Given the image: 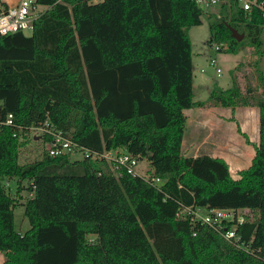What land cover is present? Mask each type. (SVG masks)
<instances>
[{
    "label": "trees",
    "instance_id": "trees-1",
    "mask_svg": "<svg viewBox=\"0 0 264 264\" xmlns=\"http://www.w3.org/2000/svg\"><path fill=\"white\" fill-rule=\"evenodd\" d=\"M35 2L45 10L33 29L0 37L1 115L11 113L24 131L48 120L90 151L146 159V172L163 182L157 188L124 171L115 177L100 157L44 153L19 164L20 130L1 126L3 264H264V85L253 94L233 80L226 88L215 83L206 99H193L188 29L202 22L194 0ZM207 19L209 44L224 43L232 53L250 45L261 54L260 10L231 0ZM230 27L243 33L240 41ZM206 104L259 108L258 144L237 180L206 179L181 151L183 110ZM6 177L16 182L12 192ZM23 180L29 227L21 232L14 207ZM251 192L252 210L236 228L240 246L190 215L176 216L216 193L228 198L213 206L247 205Z\"/></svg>",
    "mask_w": 264,
    "mask_h": 264
},
{
    "label": "built area",
    "instance_id": "built-area-1",
    "mask_svg": "<svg viewBox=\"0 0 264 264\" xmlns=\"http://www.w3.org/2000/svg\"><path fill=\"white\" fill-rule=\"evenodd\" d=\"M231 0H194L196 6L201 11L213 7H220L222 4L228 3ZM244 11H251L256 8L264 15V2L258 0H233ZM45 10V7L39 5L35 0H16L15 2H9V0H0V37L17 31H31L34 26L35 20ZM213 49L220 50L226 48V44L215 42L212 43ZM211 62L214 59L211 58ZM216 71L220 69L217 67ZM1 110V102H0ZM13 126L19 128L13 122V116L11 113L6 114L4 117L0 111V127ZM38 130L40 132L41 140L46 144L45 153L50 156H67L68 160L83 159L84 157L103 158L112 174L115 177L121 175L124 171L132 176H141L149 182L152 186L160 187L163 182L159 177L150 176L144 170H139V160L127 153L120 152L118 149H108L102 152L90 151L89 149L81 146L71 140L62 130L58 129L45 120L38 125H32L26 130ZM74 154H79L78 157H72ZM6 187H9L10 180L7 177L4 179ZM201 207L195 204L184 205L177 213L176 216H180L182 213L190 215L191 219L205 224L211 229L219 233L224 239L240 246L239 235L236 233V228L244 221V213L235 207H217L206 205ZM226 223H230L227 225Z\"/></svg>",
    "mask_w": 264,
    "mask_h": 264
},
{
    "label": "rangeland",
    "instance_id": "rangeland-1",
    "mask_svg": "<svg viewBox=\"0 0 264 264\" xmlns=\"http://www.w3.org/2000/svg\"><path fill=\"white\" fill-rule=\"evenodd\" d=\"M15 1L16 0H9V2ZM218 9V6L213 7L208 11L203 9L201 14V24L191 26L188 29V35L191 43L193 99H206L209 88L213 85V81L218 82L223 87H228L231 85L233 80L236 81L242 92H245V90L249 88L253 94H260L262 85H264V31L262 34L263 50L261 51V54H259L258 50L254 49L250 45H247L237 53L228 52L224 50L225 48L222 50H215L213 49L212 44H209L208 42L210 31L207 15L210 12H217ZM211 58L214 59V62H211ZM217 67L220 69L219 72L216 71ZM237 131L247 138L241 131L238 122ZM41 139L42 138L38 130L31 129L19 131L18 141L20 144L17 148V162L19 164H27L42 158L43 154L45 153L46 144H44L43 140ZM78 156L79 154H74L72 157ZM197 164L199 167L205 168V170H207L206 167L201 166L202 164ZM150 167L151 166L146 159H143L139 162L140 171L144 170V172H148ZM223 168L225 169L224 166L221 167V169ZM209 175L211 178H213V175ZM233 175L236 177L235 173H233ZM223 176H225V174ZM205 177H208V175H205ZM15 184L16 182L10 181L9 190L11 192L14 190L16 186ZM27 184V181L23 180L20 183L21 188L19 193L15 195V201H17V204L14 207V222L15 228L21 232L25 231L29 227V222L24 215L23 207V201L30 195V192L26 189ZM230 188L231 190L234 188L236 192L240 193L236 186ZM185 191L187 190L185 189ZM186 193L191 195L192 191L190 190V192L187 191ZM251 195H253L254 199H250L247 205L235 207L241 210L244 215L251 212L252 209L249 207V203H254L256 199L254 192H251ZM202 205L198 203L196 204V206L204 209V206ZM93 238V236L88 235L89 241H91ZM0 264H3V253L1 251Z\"/></svg>",
    "mask_w": 264,
    "mask_h": 264
},
{
    "label": "crops",
    "instance_id": "crops-1",
    "mask_svg": "<svg viewBox=\"0 0 264 264\" xmlns=\"http://www.w3.org/2000/svg\"><path fill=\"white\" fill-rule=\"evenodd\" d=\"M215 83L222 88L226 87L213 81V84ZM186 110L190 113H186ZM183 112L186 122L180 148L182 153L191 159V165L204 176L208 175L210 178L209 174L213 175L212 179L205 177L208 180L221 178L224 174H228L233 180L239 179V171L251 164L255 153L254 146L258 144L259 108L256 105L235 108L204 105L187 108ZM237 122L247 138L237 131ZM197 163L207 170L199 167ZM223 166L225 169H221ZM227 198L222 193H216L209 199H204L203 205H200L213 206L226 201Z\"/></svg>",
    "mask_w": 264,
    "mask_h": 264
},
{
    "label": "water",
    "instance_id": "water-1",
    "mask_svg": "<svg viewBox=\"0 0 264 264\" xmlns=\"http://www.w3.org/2000/svg\"><path fill=\"white\" fill-rule=\"evenodd\" d=\"M232 36L236 38L237 41H240L243 38V33H238L237 30L233 27H230Z\"/></svg>",
    "mask_w": 264,
    "mask_h": 264
}]
</instances>
